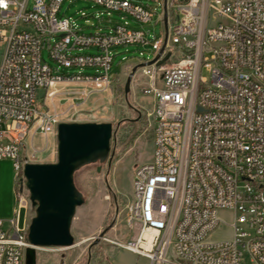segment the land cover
I'll use <instances>...</instances> for the list:
<instances>
[{
  "label": "built area",
  "instance_id": "obj_1",
  "mask_svg": "<svg viewBox=\"0 0 264 264\" xmlns=\"http://www.w3.org/2000/svg\"><path fill=\"white\" fill-rule=\"evenodd\" d=\"M64 1L0 0V160L13 161L16 207L27 211L23 227L19 212L0 219V264H25L30 247L24 169L42 164L32 141L57 132L63 115L49 91L108 92L113 50L129 46L139 55L130 91L152 105L153 153L133 172L134 234L113 244L149 264H264V0H163L158 39L125 21L151 24L141 3L85 0L99 11L80 12L82 26L58 18ZM91 19L108 31L85 33ZM222 226L231 238L212 241Z\"/></svg>",
  "mask_w": 264,
  "mask_h": 264
},
{
  "label": "rangeland",
  "instance_id": "obj_2",
  "mask_svg": "<svg viewBox=\"0 0 264 264\" xmlns=\"http://www.w3.org/2000/svg\"><path fill=\"white\" fill-rule=\"evenodd\" d=\"M131 1L149 8L154 13V19L148 26L136 24L130 18L125 21L135 28L150 31L158 39L161 25L157 20L163 13V0ZM97 11L99 8L92 2L65 0L58 18H72L84 26V20L79 19L80 12L93 14ZM111 19L120 20V17L113 15ZM91 23L93 26L85 29V33L108 31L106 22L91 19ZM89 52L94 53V50ZM113 53L115 57L110 75L114 82L111 89L100 93V102L88 110L76 115L62 112L61 116V123H111L113 135L108 160L104 164L84 167L75 174V185L83 194L85 204L77 209L73 220L71 234L74 245L67 249H38L37 264H144L141 257L132 255L113 242L124 243L134 234L129 226L127 206L132 198L135 167L149 162L152 158L153 127L147 116L152 105L136 88L128 94L125 93V84L131 73L128 64L137 63L139 58L135 47L116 48ZM43 57L52 64L46 48L43 49ZM203 76L209 77L206 71H203ZM65 88L69 89L70 86ZM32 142L41 151L39 163L57 161V132L46 137L36 136ZM16 175L12 160H0V219L6 223L19 212L18 225L23 227L27 211H19L16 207ZM220 215L225 221L231 218L225 212ZM28 216L32 220L35 210L31 208ZM230 238L231 231L222 226L210 239L220 241Z\"/></svg>",
  "mask_w": 264,
  "mask_h": 264
},
{
  "label": "water",
  "instance_id": "obj_3",
  "mask_svg": "<svg viewBox=\"0 0 264 264\" xmlns=\"http://www.w3.org/2000/svg\"><path fill=\"white\" fill-rule=\"evenodd\" d=\"M130 85L131 76L125 84L126 94ZM112 135L111 123H60L57 161L25 166L26 185L35 210L28 227L30 247L26 250L25 264H37L40 248L67 249L74 245L73 220L77 209L85 204L83 194L75 185V174L84 167L104 164L108 160Z\"/></svg>",
  "mask_w": 264,
  "mask_h": 264
},
{
  "label": "crops",
  "instance_id": "obj_4",
  "mask_svg": "<svg viewBox=\"0 0 264 264\" xmlns=\"http://www.w3.org/2000/svg\"><path fill=\"white\" fill-rule=\"evenodd\" d=\"M69 89L58 86L50 90V97L46 100L47 105L55 112H68L69 114L71 113L72 115H76L81 111L88 110L89 107L97 105V103L101 100L100 93H91L87 98H85L78 92L80 89L79 86H70ZM45 95L46 91L41 90L38 92V97L42 102L45 101ZM141 258L143 259L144 264H149L147 259L143 257Z\"/></svg>",
  "mask_w": 264,
  "mask_h": 264
}]
</instances>
